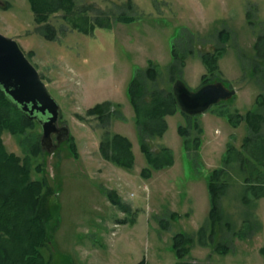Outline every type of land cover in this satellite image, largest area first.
Wrapping results in <instances>:
<instances>
[{"label":"rangeland","instance_id":"obj_1","mask_svg":"<svg viewBox=\"0 0 264 264\" xmlns=\"http://www.w3.org/2000/svg\"><path fill=\"white\" fill-rule=\"evenodd\" d=\"M74 3L71 15L64 17L62 9L50 17L54 34L48 37L47 23L36 22L29 0H0V32L18 40L39 70L79 147V158L69 150L70 137L46 148L47 169L59 184L52 199L61 203L56 262L65 264L60 255L65 253L75 264H137L143 259L145 264H264V196L257 197L252 188L256 184L264 192V0ZM121 15L132 20L121 21ZM175 44L178 57L172 53ZM222 45L223 78L210 81L234 87L236 94L199 114L168 115L164 133L149 135L147 141L156 154L169 147L174 163L154 168L146 178L141 171L148 163L129 97L131 79L139 76L146 83L148 106L153 91L161 89L167 98L165 91L178 78L197 90L207 72L201 54ZM151 60L158 69L156 80L141 71ZM108 100L110 119L87 112ZM248 111L263 115L258 134L245 118L236 121L238 113L245 117ZM180 125L187 128L184 135ZM154 126L151 131L159 129ZM42 132L33 130L37 137ZM115 132L134 143L132 169L103 156L100 142ZM4 139L10 150L23 153L16 137L6 133ZM231 144L244 151L245 167L236 160L237 151H229ZM219 167H225L228 186L219 202L222 220L213 221L208 175ZM114 189L128 209L110 199L107 190ZM177 232L194 237L183 259L172 246Z\"/></svg>","mask_w":264,"mask_h":264},{"label":"trees","instance_id":"obj_2","mask_svg":"<svg viewBox=\"0 0 264 264\" xmlns=\"http://www.w3.org/2000/svg\"><path fill=\"white\" fill-rule=\"evenodd\" d=\"M29 2L36 22L47 23L45 28L49 31L46 34L48 37H53L54 34L52 25L48 23L50 17L62 9L67 12L64 17L69 16L75 8L74 0H29ZM120 20L129 22L132 18L121 15ZM74 25L79 24L74 23ZM220 32H225L224 38L227 37L226 30ZM177 47L175 44L172 49L175 57L179 56ZM224 50L225 46L222 45L214 51L201 54L202 61L207 67V72L202 75V85L210 83V80L215 77L222 80L219 60ZM29 54L32 57V52ZM141 71H146L151 79H157L158 69L152 60L149 66ZM179 79L183 80L178 78L174 82ZM128 86L130 101L136 112L135 123L139 129L141 148L148 163L141 172L146 178H150L154 168L160 169L172 165L174 156L173 151L167 146L156 154L147 141V137L164 133L168 127L167 115H173L178 111L189 114L181 110L173 86L165 91L167 98L161 94V89L153 91L149 106L146 103L148 99H145L146 102L143 99L148 97L146 95L147 85L139 76L132 78ZM110 103V100L99 102L87 112L97 114L106 121L112 117L113 108ZM238 115L236 121L245 118L252 131L255 134L259 133L262 128V114L248 111L245 117L239 113ZM229 119L233 121L234 118L230 117ZM155 124L159 125V129L151 131L152 128H155ZM195 125H199V123L197 122ZM37 127L42 128L39 120L32 118L0 86V264H58L55 258L56 253H54V242H56V233L62 219L61 203L58 200L53 201L52 198L57 194L59 184L55 185L52 182L51 174L47 169L46 156L49 152L42 146L41 136L37 137V134L33 133ZM186 129L184 125L179 126V132L183 135ZM6 133L16 137L22 154L8 148L4 139ZM251 138H253L251 134L246 136L242 145L246 147ZM196 143V147H199L201 139L197 138ZM68 144L72 155L79 158L78 143L73 135L68 139ZM100 146L103 156L115 164L125 169H132L135 165L136 155L133 150V142L128 136L117 132L107 134L101 140ZM229 147V151L231 149L237 151L235 158L245 167L244 151L235 149L232 144ZM228 158L232 159L229 156L226 161ZM255 168L257 169L256 165ZM225 173V167H219L213 169L208 175L211 202L210 218L213 221L222 220L219 202L228 186L227 180L224 179ZM258 178L263 179L261 175ZM252 188H254L257 197L264 196L262 195L264 192L258 190L261 187L252 184ZM107 193L115 204L124 206L122 197L115 189L107 190ZM123 208L128 209V207ZM193 241L194 237L186 232L175 233L172 246L180 259L188 255ZM57 255L59 256L58 253ZM60 255L65 260V264H75L71 255H65V253ZM137 264H145V260L143 259ZM177 264H183V262Z\"/></svg>","mask_w":264,"mask_h":264},{"label":"water","instance_id":"obj_3","mask_svg":"<svg viewBox=\"0 0 264 264\" xmlns=\"http://www.w3.org/2000/svg\"><path fill=\"white\" fill-rule=\"evenodd\" d=\"M0 86L32 118L39 120L43 128L41 144L50 148L57 140L69 137L70 128L64 124L58 127L60 104L50 93L46 82L31 62L21 44L15 38L0 32ZM174 92L182 110L199 114L236 93L221 82L206 83L197 90H191L183 80L174 83ZM48 113V116L45 115Z\"/></svg>","mask_w":264,"mask_h":264},{"label":"flooded vegetation","instance_id":"obj_4","mask_svg":"<svg viewBox=\"0 0 264 264\" xmlns=\"http://www.w3.org/2000/svg\"><path fill=\"white\" fill-rule=\"evenodd\" d=\"M47 116H48V113L45 115V117H47ZM62 125H64V124L61 122V118H60V120L58 121V127H61ZM57 135H58V133H53L54 143L50 148H53V147L58 145Z\"/></svg>","mask_w":264,"mask_h":264},{"label":"crops","instance_id":"obj_5","mask_svg":"<svg viewBox=\"0 0 264 264\" xmlns=\"http://www.w3.org/2000/svg\"><path fill=\"white\" fill-rule=\"evenodd\" d=\"M176 114V113H175ZM168 116V115H167ZM134 144V143H133ZM133 148H134V145H133Z\"/></svg>","mask_w":264,"mask_h":264}]
</instances>
